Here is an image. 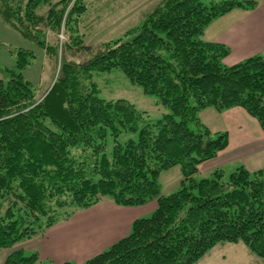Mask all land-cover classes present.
<instances>
[{"label": "trees", "instance_id": "trees-1", "mask_svg": "<svg viewBox=\"0 0 264 264\" xmlns=\"http://www.w3.org/2000/svg\"><path fill=\"white\" fill-rule=\"evenodd\" d=\"M69 2L0 0V19L44 48L38 27L52 19L58 27ZM44 6L46 15L38 14ZM254 7L251 0H164L134 32L83 64L62 61L40 99L22 75L34 55L18 50L15 69L0 79V250L44 234L59 210L108 197L121 207L156 206L83 264H196L218 244L238 242L264 259V166L229 174L217 168L196 179L199 166L228 145L227 133L204 126L199 112L241 108L264 133V59L227 66L228 47L203 40L213 20ZM71 37L80 47L78 35ZM113 70L170 112L148 122L126 100L100 98L94 77ZM123 134L134 137L121 142ZM176 166L180 187L163 196L158 177ZM0 264L42 262L14 249Z\"/></svg>", "mask_w": 264, "mask_h": 264}, {"label": "rangeland", "instance_id": "rangeland-1", "mask_svg": "<svg viewBox=\"0 0 264 264\" xmlns=\"http://www.w3.org/2000/svg\"><path fill=\"white\" fill-rule=\"evenodd\" d=\"M56 1L58 0H52V3H56ZM163 1L80 0L76 2V0H70L63 16L64 21L58 27L53 19L38 27L41 36L36 34L37 40L42 41L46 49L41 48L33 41L21 38L0 19V79L4 78V70L15 69L16 52L28 50L33 53L34 59L31 61V65L22 71V75L33 86L36 99H40L54 84L62 61L83 64L93 55L101 52L107 43L134 32ZM74 7L76 8L73 11L74 14L68 16V11L73 10ZM48 8L49 6H44L38 10V14L40 11V14L46 15ZM67 19H69V23L65 25ZM69 28H73L75 32L69 31ZM76 35L81 40L80 47L75 44L74 40L72 41L71 36ZM49 47L56 50V55L48 49ZM232 65L227 64V66ZM94 82L99 90L100 98L106 101L126 100V102L134 105L139 112H143L148 122H155L170 112L168 108L158 103L156 97L145 95L140 86L130 83L118 70L98 74L94 77ZM212 110L204 109L197 114L201 123L212 132H224L231 129L232 134L230 133V135L234 136V129L231 126L229 128V124L223 119V115L214 113ZM133 137L132 134H123L120 141L124 142ZM112 146L113 142L108 138L106 153L111 151ZM257 158L261 159L260 156ZM254 162V166L247 164L246 168L255 169L259 162ZM222 165V169L229 174L241 163L240 161L224 162ZM208 174H201L200 176L197 174L196 179L207 177ZM181 179L182 175L178 166L163 171L158 177L161 195L168 196L176 192L180 187ZM95 205L100 207L90 210H88L89 208L67 207L59 210V222L44 234L21 241L11 250H0V263L14 249L22 250L25 255L37 253L42 264H83L88 259L107 250L112 243L101 245L105 242V238L102 237L114 234L113 242L120 236H125L128 227L125 226V223H120L118 224L119 227L114 229V233H109V230L106 229L111 228L112 225L104 224L103 221L97 227H93L96 222L93 223L92 219L96 218L97 211L101 209V211L110 214V210L115 204L110 198L101 197ZM155 206L153 200L143 207L133 210L140 214L143 213L140 218H145L151 214ZM151 209L153 210L151 211ZM111 217L119 221L128 219V215L122 213L117 216L109 215L106 218ZM89 220L92 223H88ZM121 225L122 227H120ZM196 264H264V259L253 255L240 242L222 243L208 251Z\"/></svg>", "mask_w": 264, "mask_h": 264}, {"label": "crops", "instance_id": "crops-1", "mask_svg": "<svg viewBox=\"0 0 264 264\" xmlns=\"http://www.w3.org/2000/svg\"><path fill=\"white\" fill-rule=\"evenodd\" d=\"M251 1L255 2V7L252 10L234 9L225 16L213 20L204 31L203 40L205 42L219 43L228 47L229 55L224 59L226 65L239 63L252 56H260L264 59V0ZM212 111L214 113L217 112L215 110ZM217 113L223 115V119L229 124V128L231 126L234 129L235 133L232 136L230 135L231 129L224 131L228 137L226 149L220 152L216 158L201 164L199 166V176L210 173L217 168L222 169L224 162L240 161V166L246 168L247 164L254 166V161H256L259 162V165L255 169H246L248 171H255L262 168L264 166V133L261 131L257 121L241 108H232ZM259 156L261 159L257 158ZM97 205L88 210L98 207ZM143 206L119 207L114 205L110 210V214L99 209L96 218L92 219L93 223L96 222L93 227H97L103 221L104 224L112 225L111 228L106 229L109 230V233H114V229L119 227L118 224L125 223V226L128 227L127 234L125 235L127 236L133 221L142 217L143 214L133 209ZM121 213L127 214L128 219L119 221L112 217L106 218L109 215L117 216ZM87 222L90 223L91 221ZM125 236H120L119 239L113 242L114 234L102 237L105 238V242L101 245L106 243L114 244Z\"/></svg>", "mask_w": 264, "mask_h": 264}]
</instances>
